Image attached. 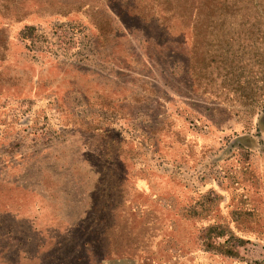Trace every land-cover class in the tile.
Listing matches in <instances>:
<instances>
[{
    "label": "rangeland",
    "instance_id": "1",
    "mask_svg": "<svg viewBox=\"0 0 264 264\" xmlns=\"http://www.w3.org/2000/svg\"><path fill=\"white\" fill-rule=\"evenodd\" d=\"M220 1L0 0V264H264V0Z\"/></svg>",
    "mask_w": 264,
    "mask_h": 264
},
{
    "label": "trees",
    "instance_id": "2",
    "mask_svg": "<svg viewBox=\"0 0 264 264\" xmlns=\"http://www.w3.org/2000/svg\"><path fill=\"white\" fill-rule=\"evenodd\" d=\"M220 0H197V7L195 8L197 11V14L199 16V14L201 13V8L203 5H206L207 9H209L210 11V15L213 17H223L224 16V11L226 12H230V8L232 9L235 5L232 4L229 6V9H226L227 7H224V5H220L219 4ZM224 1V0H222ZM242 2H247L250 0H240ZM221 2V1H220ZM228 6V5H225ZM224 7V8H223ZM39 37H41V35L39 36L38 31L35 27L33 26H26L21 32H20V39L22 41H25L26 43H30L29 44V48L32 49V46H35V43L39 40ZM42 37H44V35L42 34ZM264 113V112H263ZM262 122L264 121V114H262L261 118ZM221 236V234H219Z\"/></svg>",
    "mask_w": 264,
    "mask_h": 264
}]
</instances>
